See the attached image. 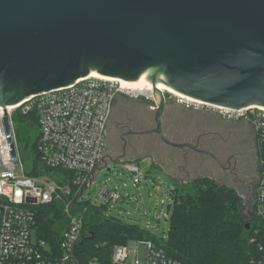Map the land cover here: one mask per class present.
<instances>
[{"label":"water","instance_id":"1","mask_svg":"<svg viewBox=\"0 0 264 264\" xmlns=\"http://www.w3.org/2000/svg\"><path fill=\"white\" fill-rule=\"evenodd\" d=\"M92 72L127 82L148 72L153 88L159 79L210 106L264 108V0H0V108L14 162L7 108ZM153 97L152 132L182 150L162 134L163 93ZM29 138L17 144L26 175L37 159V133Z\"/></svg>","mask_w":264,"mask_h":264},{"label":"built area","instance_id":"2","mask_svg":"<svg viewBox=\"0 0 264 264\" xmlns=\"http://www.w3.org/2000/svg\"><path fill=\"white\" fill-rule=\"evenodd\" d=\"M120 94L137 96L122 89L117 82L88 76L66 88L43 93L8 107L17 153L15 162L11 157L3 124L4 113L0 108V264H84L76 254L77 243L82 239V214L86 211V207H81L80 203L89 200L94 206L107 207L109 202H118L121 198L117 191L108 189L105 184L98 199L84 196L85 190L91 186L90 178L102 162L111 105ZM180 102L186 107L206 106L219 111L224 117L241 119L253 128L258 146L259 178L252 207L253 213L264 219V108L251 106L229 110L188 102L182 98ZM18 109L23 114L35 111L39 133L33 151L44 167L70 173L71 187L58 185L45 176L34 177V170L31 175L24 173L11 123L12 113ZM126 169L134 184L143 180L137 167L126 166ZM99 199L102 203L98 202ZM53 202L62 203V212L68 220L67 229L57 245H50L36 237L32 210L34 206ZM134 241L135 249L128 244L114 246L106 264H181L167 257L151 241ZM140 247H143V254Z\"/></svg>","mask_w":264,"mask_h":264},{"label":"trees","instance_id":"3","mask_svg":"<svg viewBox=\"0 0 264 264\" xmlns=\"http://www.w3.org/2000/svg\"><path fill=\"white\" fill-rule=\"evenodd\" d=\"M11 123L18 143H29L30 133H39L35 111L27 114L16 111ZM37 175L61 186H72L70 173L48 169L39 159L35 161L32 176ZM170 192L172 204L166 238L107 214L106 205L94 206L89 200L81 202L80 206L86 207V211L82 214V239L76 248L79 261L106 264L114 246L146 240L181 264L264 263V219L253 213L251 205V214L246 220L240 209L241 197L233 188L200 177ZM32 210L36 237L57 245L68 225L62 203L38 205Z\"/></svg>","mask_w":264,"mask_h":264},{"label":"flooded vegetation","instance_id":"4","mask_svg":"<svg viewBox=\"0 0 264 264\" xmlns=\"http://www.w3.org/2000/svg\"><path fill=\"white\" fill-rule=\"evenodd\" d=\"M163 97L164 106L160 117L162 134L168 142L186 146L182 150L175 148L162 142L160 136L152 132L156 128L158 104L150 107L153 111L151 120L147 118L149 114H139L135 118L125 114L115 120L110 110L103 158L106 156L116 162L139 154L155 160L162 169L172 171L181 162L188 182L208 176L224 184L232 181L247 193L251 192L250 183L254 180L253 184H257L259 178L258 146L253 128L241 119L224 117L219 111L206 106L187 107L190 113L188 118L179 121L174 114L165 115L170 96L163 93ZM135 102L150 105L144 100ZM111 125L116 130L114 141L109 136ZM138 137L144 140L139 141ZM177 157L180 158L179 162Z\"/></svg>","mask_w":264,"mask_h":264},{"label":"rangeland","instance_id":"5","mask_svg":"<svg viewBox=\"0 0 264 264\" xmlns=\"http://www.w3.org/2000/svg\"><path fill=\"white\" fill-rule=\"evenodd\" d=\"M164 94L170 96L165 107V115L169 113L174 114L175 118L182 122L184 119H187L190 114L188 111L189 108L180 102L181 98L166 92ZM139 100H144L150 105L144 106L140 102H135ZM156 105L157 101L154 99L153 94L149 97L141 94H137L136 97H130L127 94H120L112 102L111 116L115 120H118L125 114H128L131 118H135L139 116V114H149L147 118L151 120L153 111L150 107H156ZM16 111L21 112L20 109ZM110 128L111 135L109 136H111L114 141L116 138V130L113 125H111ZM138 140L143 141L144 139L138 137ZM104 159L103 162L98 164L93 177L90 178V180H92L90 183L91 186L88 190H85L84 196L90 199H98L97 196L105 184L108 189L117 191L121 196L118 202L108 203L107 214L118 216L126 222L137 224L140 227L149 230L157 237L166 238L169 227L168 217L170 214V206L172 204L170 190L175 187L184 186V184L188 183V180L185 182L181 181L179 178L174 180L170 174L173 172L172 170H166L170 172L169 175L164 169L159 167V164L155 160L150 157H141L139 154L137 156H131L129 159L116 162L110 161L106 156ZM177 159H179V162L180 158L177 157ZM179 164H181V162L177 164L178 167H181ZM126 166L137 167L140 174L144 177L143 180L138 184H134L131 174L126 169ZM175 166L176 165H174V167ZM17 171H19V167H17ZM39 176L40 175L34 177ZM213 180L219 184H224V182L216 180L215 178H213ZM253 183L254 180L250 183L251 192L249 193H247L241 186H238V184L235 185L232 181L229 184H225L226 186L233 188L240 195L242 201L240 209L246 220L251 214V205L255 197L256 184L254 185ZM98 202L102 203L100 199ZM128 246L135 249V241H130ZM139 249L141 254H143V247H140Z\"/></svg>","mask_w":264,"mask_h":264},{"label":"bare ground","instance_id":"6","mask_svg":"<svg viewBox=\"0 0 264 264\" xmlns=\"http://www.w3.org/2000/svg\"><path fill=\"white\" fill-rule=\"evenodd\" d=\"M147 75L148 72H145L144 74L141 75V77L135 81V82H127V81H123V80H117V79H111V78H107L104 76H100L95 72H92L89 77L91 78H95V79H100V80H104V81H112V82H117L120 87L126 91H129L131 93H133L134 95L137 94H141V95H145L146 97L151 96L153 93H155V90H158L162 93H170L173 96H176L178 98H182L188 102H193V103H200L202 104V102H198L195 101L191 98H188L186 96H183L177 92H175L174 90H172L170 87L166 86L163 82H161L159 79L156 82V87L153 88V86L151 85V83H149L147 81ZM159 78V77H158Z\"/></svg>","mask_w":264,"mask_h":264},{"label":"crops","instance_id":"7","mask_svg":"<svg viewBox=\"0 0 264 264\" xmlns=\"http://www.w3.org/2000/svg\"><path fill=\"white\" fill-rule=\"evenodd\" d=\"M103 160V159H102ZM181 167H178L177 166V168L176 169H174L173 170V172H168V171H166L165 170V172H167L168 174L170 173L171 174V177L174 179V180H176V179H180L181 181H183V182H185L187 179H186V177H184L185 176V171H184V167H183V165H182V163L181 164H179ZM169 174V175H170Z\"/></svg>","mask_w":264,"mask_h":264}]
</instances>
